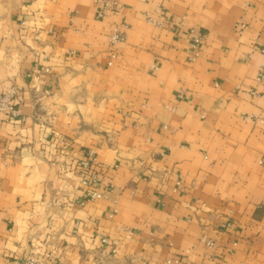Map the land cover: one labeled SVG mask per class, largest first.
<instances>
[{
    "label": "crops",
    "instance_id": "crops-1",
    "mask_svg": "<svg viewBox=\"0 0 264 264\" xmlns=\"http://www.w3.org/2000/svg\"><path fill=\"white\" fill-rule=\"evenodd\" d=\"M110 1L0 0V264H264V0Z\"/></svg>",
    "mask_w": 264,
    "mask_h": 264
},
{
    "label": "built area",
    "instance_id": "built-area-1",
    "mask_svg": "<svg viewBox=\"0 0 264 264\" xmlns=\"http://www.w3.org/2000/svg\"><path fill=\"white\" fill-rule=\"evenodd\" d=\"M104 8L110 10L115 16H119L122 11L121 5L116 1L105 0ZM101 14H104V11H102ZM147 20L151 24L157 27H163L165 24L164 16H160V15L159 16L147 15ZM192 34H194L193 37L194 53L191 59L195 61L202 52L203 37L197 35L195 30H192ZM124 41H125V33L123 32L121 27H119L118 25H114L109 36V42L111 46L110 61L108 63L109 66H112L114 64V61L118 58L119 53L117 51V47L120 44H122ZM263 78L264 76H261V80H263ZM18 97H19V93L15 88H11L0 95V116L8 113L12 115V117L20 116L19 110L17 109L16 104L14 102ZM90 158L91 160L81 161L80 167L83 171L89 172L92 165H94L95 163L94 151L90 152ZM98 181H99V177L97 173H92L88 179L83 180V184L88 188V191L90 193V200L105 198L107 197V192L112 191L114 188L113 185H110L109 187H106L103 190L93 189V187L97 185ZM84 203L85 202H82L81 205H84ZM225 226L230 228L232 225L231 223H227ZM102 241L105 244H109L108 239L103 238ZM202 241L206 243V245H208L209 247L215 246V242L206 235L202 237ZM175 263L179 264V261H175ZM23 264H40V263L35 259H28Z\"/></svg>",
    "mask_w": 264,
    "mask_h": 264
}]
</instances>
